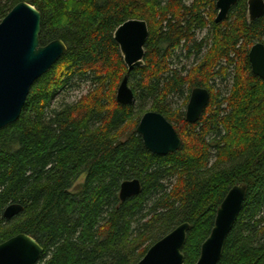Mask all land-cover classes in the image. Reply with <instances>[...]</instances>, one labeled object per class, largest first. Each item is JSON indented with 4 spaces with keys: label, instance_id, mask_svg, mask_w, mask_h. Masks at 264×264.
Masks as SVG:
<instances>
[{
    "label": "trees",
    "instance_id": "16d2710c",
    "mask_svg": "<svg viewBox=\"0 0 264 264\" xmlns=\"http://www.w3.org/2000/svg\"><path fill=\"white\" fill-rule=\"evenodd\" d=\"M20 1L42 14L41 44L62 39L67 51L34 82L20 118L0 129V243L32 235L44 248L37 264H135L189 222L184 264H195L226 193L243 182L247 197L218 264H264V79L249 58L264 44V15L250 21L248 0L219 23L216 0H0V21ZM134 18L149 36L144 64L129 72L114 34ZM179 49L195 56L188 69L171 66ZM127 74L131 105L116 99ZM82 80L88 92L68 101L65 91ZM197 87L211 98L189 123ZM148 111L174 125L177 151L146 148L137 126ZM132 179L141 192L122 201ZM14 203L24 210L8 220Z\"/></svg>",
    "mask_w": 264,
    "mask_h": 264
},
{
    "label": "water",
    "instance_id": "95a60500",
    "mask_svg": "<svg viewBox=\"0 0 264 264\" xmlns=\"http://www.w3.org/2000/svg\"><path fill=\"white\" fill-rule=\"evenodd\" d=\"M238 0H217V23L227 19ZM248 16L254 21L264 15V0H248ZM42 14L27 1L17 3L0 21V129L17 121L34 82L47 73L67 51L62 39L42 45L40 42ZM149 36L148 24L142 19H129L115 31L114 38L129 72L144 64L145 44ZM253 73L264 79V44H254L249 52ZM210 92L197 87L192 90L186 120L197 122L210 101ZM116 99L123 105L135 102L128 74L121 81ZM148 150L167 155L181 147V138L174 125L161 113L148 111L137 126ZM139 179L122 182L120 198L141 192ZM248 185H234L217 209L214 225L201 245L195 264H218L227 238L244 206ZM24 210L21 204L7 206L4 217L13 219ZM189 222H183L154 242L146 254L135 264H184L183 248L187 242ZM44 252L43 246L30 234L18 233L0 243V264H37Z\"/></svg>",
    "mask_w": 264,
    "mask_h": 264
},
{
    "label": "rangeland",
    "instance_id": "374dc122",
    "mask_svg": "<svg viewBox=\"0 0 264 264\" xmlns=\"http://www.w3.org/2000/svg\"><path fill=\"white\" fill-rule=\"evenodd\" d=\"M207 32V30H204L200 33L197 34V38L198 40H200L201 37H203L205 35V33ZM187 54V50L185 49H179L177 52H176V55L174 56V58L172 59V67L173 68H181L183 66H186L187 69L189 67H191L194 63H195V56H191V57H188L186 58V55ZM218 83V81H217ZM217 86V89H219L220 87V83H218ZM225 86H223L221 89L224 91ZM89 90V82H86L85 80H82L80 82V86H77V87H74L68 91H65L64 93V96H66L68 98V101L72 102V101H75L77 100L80 96L84 95L85 93H87ZM116 96H117V93H116ZM174 100L177 102V106H183L184 104V99L181 98H174ZM56 103V102H55ZM186 110H187V107H186ZM85 180V175H83L80 179H78V181L76 182L75 184V187H79ZM149 249V248H148Z\"/></svg>",
    "mask_w": 264,
    "mask_h": 264
},
{
    "label": "bare ground",
    "instance_id": "6f19581e",
    "mask_svg": "<svg viewBox=\"0 0 264 264\" xmlns=\"http://www.w3.org/2000/svg\"><path fill=\"white\" fill-rule=\"evenodd\" d=\"M216 2H217V0H216ZM216 8H217V7H216ZM217 14H218V8H217ZM216 17H217V15H216ZM215 19H216V18H215ZM257 43H259V42H257ZM255 44H256V43H255ZM250 49H251V48H250ZM249 52H250V51H249ZM240 183H243V182H240ZM236 184H238V183H236ZM236 184H234V185H236ZM245 184H246V183H245ZM234 185H233V186H234ZM233 186H232V187H233ZM232 187H231V188H232ZM231 188H230V189H231ZM230 189H229V190H230ZM229 190H228V192H229ZM228 192H227V193H228ZM227 193H226V194H227ZM225 196H226V195H225Z\"/></svg>",
    "mask_w": 264,
    "mask_h": 264
}]
</instances>
